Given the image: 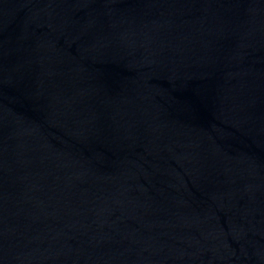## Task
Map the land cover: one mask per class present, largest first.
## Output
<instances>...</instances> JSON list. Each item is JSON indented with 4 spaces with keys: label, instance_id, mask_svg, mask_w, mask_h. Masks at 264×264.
Masks as SVG:
<instances>
[{
    "label": "water",
    "instance_id": "95a60500",
    "mask_svg": "<svg viewBox=\"0 0 264 264\" xmlns=\"http://www.w3.org/2000/svg\"><path fill=\"white\" fill-rule=\"evenodd\" d=\"M0 264H264V0H0Z\"/></svg>",
    "mask_w": 264,
    "mask_h": 264
}]
</instances>
